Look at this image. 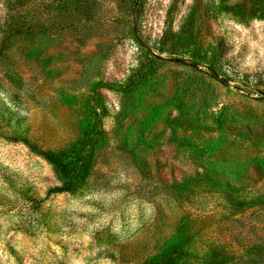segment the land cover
Listing matches in <instances>:
<instances>
[{
	"label": "rangeland",
	"instance_id": "obj_1",
	"mask_svg": "<svg viewBox=\"0 0 264 264\" xmlns=\"http://www.w3.org/2000/svg\"><path fill=\"white\" fill-rule=\"evenodd\" d=\"M7 1L26 28L0 32V264L169 247L178 264H264V0H0V25ZM96 92L90 176L47 195L52 167L12 139L82 140Z\"/></svg>",
	"mask_w": 264,
	"mask_h": 264
},
{
	"label": "trees",
	"instance_id": "obj_2",
	"mask_svg": "<svg viewBox=\"0 0 264 264\" xmlns=\"http://www.w3.org/2000/svg\"><path fill=\"white\" fill-rule=\"evenodd\" d=\"M15 3L7 1L6 10L7 18L4 24L0 25V32L4 34V38L8 41L12 36L24 34L25 24L13 21L12 11ZM258 19H264L259 16ZM0 50V57L2 56ZM212 77L224 82L225 78L218 71L210 69ZM101 87L114 88L108 84L102 83ZM93 119L88 127L84 138L78 142L71 144L69 147L60 150L40 149L37 145L29 140H18L13 138L15 142H22L33 154L41 157L51 167L57 178L58 184L48 190L47 195L51 194H76L86 183L90 176L96 150L98 149L104 137V119L107 115V109L104 105L103 98L96 92L93 98ZM173 189V188H172ZM175 194L178 193L174 190ZM36 205H40L43 200L30 199ZM183 257L182 253L174 247H169L158 256L145 260L140 264H178V260Z\"/></svg>",
	"mask_w": 264,
	"mask_h": 264
}]
</instances>
